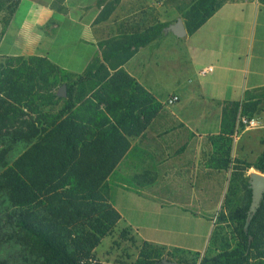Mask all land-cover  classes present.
Returning a JSON list of instances; mask_svg holds the SVG:
<instances>
[{
    "label": "trees",
    "instance_id": "1",
    "mask_svg": "<svg viewBox=\"0 0 264 264\" xmlns=\"http://www.w3.org/2000/svg\"><path fill=\"white\" fill-rule=\"evenodd\" d=\"M18 1L0 0V40ZM224 1L163 0V5L184 18L190 35ZM258 1L264 6V0ZM107 6L97 22L109 18L112 6ZM163 27L156 24L142 33L109 40V53L101 52V58L93 59L81 75L38 57H4L0 62V144L5 145L0 149V264H81L116 226L120 215L113 207L110 178L129 154L130 139L142 134L162 110V104L122 66L133 54L131 48L159 38ZM109 62L112 74L104 65ZM86 80L95 83L83 108L68 107L71 113L66 117L46 115L40 121L37 117L36 123H26L27 133H2L22 116H37L38 103L54 98L52 91L59 84L69 83L65 92L71 97L78 81ZM259 108L260 99H256L233 103L223 111L221 135L212 137L226 143L221 169L230 162L229 137L235 134L238 114L253 118ZM14 139L26 142V147L11 157L6 143ZM237 163L264 175V149L254 162ZM123 184L131 186L129 181ZM250 203L251 190L246 185L242 205L217 217L219 224L233 226L230 235L221 236L215 224L203 256L194 264H264V196L251 215L247 213ZM188 252L142 242L134 264H161L164 255L181 261ZM194 256L198 259L200 254Z\"/></svg>",
    "mask_w": 264,
    "mask_h": 264
},
{
    "label": "crops",
    "instance_id": "2",
    "mask_svg": "<svg viewBox=\"0 0 264 264\" xmlns=\"http://www.w3.org/2000/svg\"><path fill=\"white\" fill-rule=\"evenodd\" d=\"M110 1L109 18L97 22L104 6L99 0H19L1 37L0 57L44 58L79 75L93 59L101 58L99 41L103 37L121 39L142 33L151 25L167 22L166 13L179 15L164 7L163 0L154 9L142 0ZM170 35L162 31L149 44L131 48L133 54L122 66L162 104V110L145 130L151 136L145 137L144 132L131 139L129 154L110 178V194L120 215L116 225L133 232L140 241L201 253L213 229L211 217L202 212L204 199L191 195L186 197L188 201H179L175 193L160 192V187L187 178L211 182L214 172L220 171L203 164L214 151L208 137L221 135L223 111L233 103L256 99L264 103V6L258 0H225L194 33L182 39H169ZM208 68L210 72L200 74ZM173 96L177 102L164 109ZM254 132L253 144L249 137L240 143L244 133L232 144L234 159L252 163L262 152L259 142L264 129ZM182 137L185 142L179 144ZM255 144L258 147L253 150ZM253 155L252 162L247 161ZM125 181L133 184L124 185ZM207 209L209 213L215 207ZM152 210L157 215L168 213L188 228L202 226L201 248L190 240L160 235L162 225L150 219ZM148 229L157 235L147 236Z\"/></svg>",
    "mask_w": 264,
    "mask_h": 264
},
{
    "label": "rangeland",
    "instance_id": "3",
    "mask_svg": "<svg viewBox=\"0 0 264 264\" xmlns=\"http://www.w3.org/2000/svg\"><path fill=\"white\" fill-rule=\"evenodd\" d=\"M142 1L144 3L148 2V4L146 5H150V9L152 8L154 9L155 7L154 5H156L161 0H142ZM220 1H223V0H217V2H220ZM99 3L107 4L108 6L106 9H109L110 6L112 5V2L110 0H99ZM178 18H181L183 23L185 22L184 18L181 15H173V14L169 15L166 13L165 20H168V21L165 23H158V24H162L164 26L162 31L166 32L167 27L175 23ZM166 34L168 35L170 33L166 32ZM168 37L169 39H174V37L171 35ZM105 39L106 37H103L101 41H99V45H100L99 49L101 52L108 54L109 53V45H108L109 40H112L114 38H109L106 40ZM102 46H104L105 48ZM169 54L170 53H168V55ZM3 59L4 57H1L0 62H2ZM111 61L119 62V59H111ZM104 65L109 71V73L112 74V71H110L109 69L110 62L108 64L104 63ZM162 72L163 70L161 69V73ZM91 83H95L94 80H90V81L86 80L85 82L78 81V84L74 86V93L71 97H67V96L59 97L58 96V92L61 89V87L64 85L66 88L69 85V83L59 84L52 91L54 98L47 99L45 102H42V103H38L37 116L36 114H28V115L22 116L19 119H17L16 122L13 123V125L4 127L2 130V133L5 135H11V133H13L14 136H15L16 131H20L21 133L23 132L27 133L26 123L30 124L33 121L36 123L37 117H39V121L41 119H46V115L54 116V115L61 114L62 117H66L69 113H71L68 107L72 106V110L77 109L79 107L83 108L82 103L86 99H88V97L93 91L90 88ZM163 106L166 107L164 109H167V104ZM263 109H264V103L260 102L259 110H263ZM23 111L27 113L26 109H23ZM258 116L259 117H257L258 118L257 120L259 121H258L257 126L254 129L246 130L244 128H240L238 129L236 135L229 137L231 141V147H232V144L233 143L235 144V141H237L235 137L238 139L240 134L244 133L243 135H246L240 141V143H244L245 141L247 142L248 137L250 138V141H253L252 139H254L257 134L256 132H254L256 129L258 128L264 129V114L263 115L258 114ZM144 132L145 131H143L142 134ZM142 134H140L139 136H141ZM144 136L145 137L151 136V134L147 132ZM192 137L191 138L188 137V138H190L191 140ZM208 141L209 143L214 142L213 144L214 151H213V154L209 162L207 163L205 162L203 165L205 168L207 166H210L213 168L214 171H220V172H214L215 175L212 181L206 184L205 181L201 179H199L197 182L193 181V178L182 179L176 184L168 183L167 185H165L164 188L162 187L163 185H161L160 192L163 191L164 193H168V194L175 193L176 194L175 198H177V200L180 201L182 199L185 202L188 201L186 197H190L191 195H194V196L198 195L200 198H203L204 199V202H203L204 205H202L204 207V210L202 211L203 214H205L208 217H211L213 221V228L215 224L218 225L219 231L223 232L221 236H225V233H226V236H229L230 235L229 232L233 228V226L232 225L230 226L229 223L219 224L217 222V217L222 214L227 215L228 213L232 212L235 208L242 205L243 196H244V188H246V185H248V188L250 189L251 176L259 172L255 171L252 168L248 170H244L242 164L237 163L238 159H234L232 157L231 151L228 156L230 162L227 166V169L225 168L221 169V166H222L221 160L223 158L222 154H224V152L227 150L226 143L223 140L214 139L212 137H208ZM184 142H185V138L182 137L179 140V144H182ZM8 143H6V145L11 147V151L9 154V156L11 157H16L26 147V144H25L26 142L24 143L21 141H17L15 139L13 140V142L9 141ZM253 143L254 141L252 142V144ZM259 145H260L259 150L263 151L264 136L260 138ZM215 146L216 148H219V149L218 150L215 149ZM3 147H5V145L0 144V149ZM257 147L258 145L255 144V146L253 147V150H255ZM11 157H9V159ZM253 157L254 155L250 156L248 158L249 160L247 161L252 162L251 159H253ZM218 173H220V175H218ZM130 184H133V183L130 182ZM207 206L212 207V208L215 207L214 211L212 210L209 213H207L206 212L208 210ZM250 206H251V203L249 205V209H250ZM249 209H248V212H249ZM258 209L259 208H257V210ZM150 219L153 222L162 225L161 227L162 232H160V235H163L166 237L183 238L186 240L193 241L197 248H201V246L203 245L202 239L200 236L202 232V228H201L202 226L196 227V225L195 226L191 225L190 226L191 228H188L185 222L182 223L179 219H175L168 213L165 215H157L155 210L150 211ZM148 230L150 231L146 233L147 236L151 237L153 235H157V232H154L151 229H148ZM141 243L142 241H140L133 232H130L128 229L123 228L119 225H116L106 234L105 237L101 239L100 244L94 250L92 256H90L89 259L94 261L95 264H134V262L138 258V253H139ZM166 250L171 251L172 249L166 248ZM204 252L199 253L200 257L198 259L196 258V256H194L195 252H188V253L182 254L181 261L174 260L171 257L164 255L162 257L161 264H164V262H171L174 264H194V263L199 262Z\"/></svg>",
    "mask_w": 264,
    "mask_h": 264
},
{
    "label": "water",
    "instance_id": "4",
    "mask_svg": "<svg viewBox=\"0 0 264 264\" xmlns=\"http://www.w3.org/2000/svg\"><path fill=\"white\" fill-rule=\"evenodd\" d=\"M165 32V31H164ZM166 32L172 34L176 39H182L187 36V30L181 18H178L175 23L169 25ZM165 32V33H166ZM59 97H65V86L63 85L58 92ZM251 189V206L248 214L251 215L259 208L264 196V175L260 173L253 174L250 179ZM164 264H174L171 262H164Z\"/></svg>",
    "mask_w": 264,
    "mask_h": 264
},
{
    "label": "built area",
    "instance_id": "5",
    "mask_svg": "<svg viewBox=\"0 0 264 264\" xmlns=\"http://www.w3.org/2000/svg\"><path fill=\"white\" fill-rule=\"evenodd\" d=\"M211 69L208 68V69H204L200 72L201 75H204L205 73L207 72H210ZM178 98L176 96H173L171 97L170 99H168L167 101V105H171L175 102H177ZM258 124V120L256 118H247L246 116H242L241 114H239L237 116V121H236V133L235 135L237 134V131L238 129L240 128H244L246 130H249V129H254ZM235 139H237L235 137ZM81 264H95L94 261H92L91 259H88L86 261H83Z\"/></svg>",
    "mask_w": 264,
    "mask_h": 264
}]
</instances>
